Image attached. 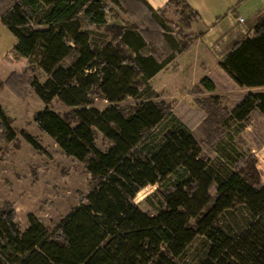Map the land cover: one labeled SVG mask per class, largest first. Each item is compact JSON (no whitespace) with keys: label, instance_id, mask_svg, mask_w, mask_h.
Returning a JSON list of instances; mask_svg holds the SVG:
<instances>
[{"label":"trees","instance_id":"obj_1","mask_svg":"<svg viewBox=\"0 0 264 264\" xmlns=\"http://www.w3.org/2000/svg\"><path fill=\"white\" fill-rule=\"evenodd\" d=\"M111 1L125 8L132 25H109L106 0H0V22L15 38V56L46 76L30 82L45 104L35 124L85 163L93 178L85 198L53 229L34 214L23 229L15 210L3 208L0 264H186L200 237L205 253L196 264H264V184L223 162L214 164L172 107L155 100L158 93L149 83L189 42L168 36L161 11L146 0ZM170 5L182 7L179 22L186 29L201 20L186 0ZM103 27L110 39L97 33ZM251 31L220 61L241 87L264 86V12ZM201 85L216 89L210 77ZM96 96L110 105L99 110ZM129 97L140 101L121 106ZM55 99L71 114L55 111ZM255 111L264 115V92L245 95L230 118L243 124ZM0 128L7 141L17 138L1 103ZM98 134L109 140L107 150L98 146ZM21 135L43 150L35 136ZM148 185H157L163 199L156 215L134 202Z\"/></svg>","mask_w":264,"mask_h":264},{"label":"rangeland","instance_id":"obj_2","mask_svg":"<svg viewBox=\"0 0 264 264\" xmlns=\"http://www.w3.org/2000/svg\"><path fill=\"white\" fill-rule=\"evenodd\" d=\"M112 11L108 24L129 26L134 20L125 8L106 0ZM180 5H170L158 14L165 24L167 35L178 43L189 42L194 35L179 21ZM99 34L112 37L104 27ZM15 38L0 22V103L12 119L17 131L14 141H7L0 128V211L10 206L15 210L16 222L26 229L28 216L34 214L49 229L55 228L61 218L85 198L90 191L93 178L85 163L67 155L49 135L39 129L34 115L45 108V104L30 85L36 76L46 79L43 71L32 65L29 59L18 58L13 52ZM166 48L169 53L170 49ZM197 74L196 71H194ZM227 74V73H226ZM165 75V74H163ZM20 76V79L13 77ZM214 91L205 89L201 82L186 89L185 83H171L168 89L176 92L173 97L168 89L158 92L156 101H165L174 113L192 130L205 156L212 162L242 171L250 180L264 184V115L253 112L249 119L238 124L230 114L245 90L226 76H219ZM9 79L12 81L11 87ZM231 81V82H230ZM140 100L129 97L120 103L123 107L135 105ZM110 104L102 96H96L94 106L99 110ZM51 107L62 115L71 114L72 108L55 99ZM26 131L35 136L43 150L39 151L21 135ZM97 144L107 150L109 140L102 134ZM230 159V160H229ZM232 161V162H231ZM233 163V164H232ZM157 185H148L141 190L134 202L145 212L156 215L164 208ZM205 253L201 237L188 251L186 264L198 263Z\"/></svg>","mask_w":264,"mask_h":264},{"label":"crops","instance_id":"obj_3","mask_svg":"<svg viewBox=\"0 0 264 264\" xmlns=\"http://www.w3.org/2000/svg\"><path fill=\"white\" fill-rule=\"evenodd\" d=\"M146 1L156 11H162L168 7L170 0ZM186 1L199 13L201 20L192 23L189 32L194 35V38L189 41L187 48L176 54L149 80L150 85L157 93L168 89L167 86L175 82L185 83V86H177L189 89L205 77H210L216 86H219L217 78L219 76H226L232 80L220 67V61L235 41L252 32L253 22L259 13L264 12V0ZM240 16L245 17L244 23L239 22ZM237 86L245 90L239 102L249 93L264 92V86ZM168 90L173 97L177 96L175 90Z\"/></svg>","mask_w":264,"mask_h":264},{"label":"built area","instance_id":"obj_4","mask_svg":"<svg viewBox=\"0 0 264 264\" xmlns=\"http://www.w3.org/2000/svg\"><path fill=\"white\" fill-rule=\"evenodd\" d=\"M238 20H239V22L244 23L245 22V17L244 16H240L238 18Z\"/></svg>","mask_w":264,"mask_h":264}]
</instances>
